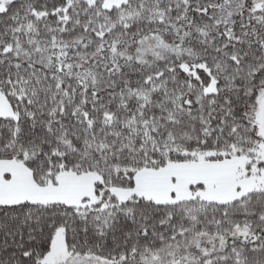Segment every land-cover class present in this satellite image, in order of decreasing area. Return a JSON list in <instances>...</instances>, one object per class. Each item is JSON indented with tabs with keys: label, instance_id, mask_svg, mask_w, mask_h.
Returning a JSON list of instances; mask_svg holds the SVG:
<instances>
[{
	"label": "snow or ice",
	"instance_id": "1",
	"mask_svg": "<svg viewBox=\"0 0 264 264\" xmlns=\"http://www.w3.org/2000/svg\"><path fill=\"white\" fill-rule=\"evenodd\" d=\"M0 264H264V0H0Z\"/></svg>",
	"mask_w": 264,
	"mask_h": 264
}]
</instances>
